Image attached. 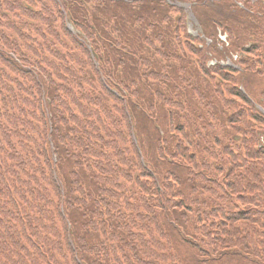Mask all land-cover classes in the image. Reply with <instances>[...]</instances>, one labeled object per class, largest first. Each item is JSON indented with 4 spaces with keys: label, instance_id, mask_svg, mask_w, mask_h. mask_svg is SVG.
I'll list each match as a JSON object with an SVG mask.
<instances>
[{
    "label": "trees",
    "instance_id": "trees-1",
    "mask_svg": "<svg viewBox=\"0 0 264 264\" xmlns=\"http://www.w3.org/2000/svg\"><path fill=\"white\" fill-rule=\"evenodd\" d=\"M0 264H264V0H0Z\"/></svg>",
    "mask_w": 264,
    "mask_h": 264
},
{
    "label": "rangeland",
    "instance_id": "rangeland-1",
    "mask_svg": "<svg viewBox=\"0 0 264 264\" xmlns=\"http://www.w3.org/2000/svg\"><path fill=\"white\" fill-rule=\"evenodd\" d=\"M191 27H193L192 26V24H191ZM193 31H194V27H193V29H192ZM194 35H197L196 33H197V30H195L194 32H192Z\"/></svg>",
    "mask_w": 264,
    "mask_h": 264
}]
</instances>
